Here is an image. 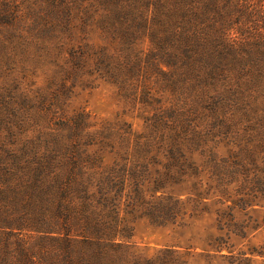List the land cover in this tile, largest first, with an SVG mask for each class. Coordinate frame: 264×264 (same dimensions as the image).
<instances>
[{
  "label": "trees",
  "instance_id": "16d2710c",
  "mask_svg": "<svg viewBox=\"0 0 264 264\" xmlns=\"http://www.w3.org/2000/svg\"><path fill=\"white\" fill-rule=\"evenodd\" d=\"M101 1L115 8L111 26L120 37L122 57L104 51L95 65L121 89L126 88L128 79L139 78L137 56H141L136 44L140 41L138 32L144 33L152 46L145 59L149 58L148 65L165 80L163 87L168 91L183 87L188 90L190 83L218 122L201 130L185 118L180 120V111L172 110L177 122L173 120L169 132L158 134L167 144L158 142L166 160L160 163L162 167L156 174L144 162L142 170L117 163L105 168L100 156L86 154L81 138H94L96 133L87 131L92 125L82 112L61 123L69 134L68 144L60 142L59 147L64 149L59 153L61 157L50 153L32 162L17 153L6 160L0 156V201L17 200L33 215L30 223L16 206L0 209V221L5 220L0 222V264H213L215 256L208 251L194 254L187 250L178 255L177 250L166 248L157 258L138 256L128 243L132 228L124 223L123 211L140 212L158 225L175 222L185 209V200L168 189L188 179H193L190 193L195 196H189V200L208 198L199 189L203 170L195 160L198 153L218 184L239 182L241 187L250 189L247 198H238L232 207L244 209L256 193L264 195V143L252 144L263 132L257 126L258 108L252 98L254 87L264 85V0ZM89 54L95 55L96 50L71 52L74 66L89 70ZM232 71L237 79L248 76L245 85L231 83ZM147 74H151L150 69ZM148 101L145 96L143 102ZM237 112L251 122L244 134H239L246 141L238 149L229 148L228 155H221L218 147L222 140L217 137L234 131L240 121ZM155 119L157 125L147 130L152 135L157 134L153 127L165 130L167 126L164 114L157 113ZM106 131L100 133L110 138L111 132ZM140 134L144 133L136 135L135 153L147 162L149 151L157 142H144ZM119 139L122 144L129 141L127 136ZM102 144H109L108 140H102ZM119 165L124 169H118ZM16 171L27 175L19 183ZM230 212L218 211L219 228L243 233L244 227ZM26 229L51 234L40 238L53 239L60 248L28 246L19 234ZM217 241L212 247L221 252L224 246L221 240ZM252 254L264 259L263 250H253Z\"/></svg>",
  "mask_w": 264,
  "mask_h": 264
},
{
  "label": "rangeland",
  "instance_id": "374dc122",
  "mask_svg": "<svg viewBox=\"0 0 264 264\" xmlns=\"http://www.w3.org/2000/svg\"><path fill=\"white\" fill-rule=\"evenodd\" d=\"M114 9L101 0H0V156L3 160L13 158L16 153L32 162L50 153L61 157L59 153L64 149L59 147L60 142L69 143V134L61 123L74 113L82 112L92 125L87 131L96 133L94 138H81L86 154L100 156L105 168L117 163L142 170L141 162H144L148 170L156 174L162 167L160 163L166 160L158 142L167 144L158 134L169 132L174 126L173 120L177 122L172 110L180 111L177 113L182 114L178 116L180 120L185 118L201 130L218 122L190 83L188 90L183 87L168 91L163 87L165 80L148 65L149 58L145 59V53L152 46L144 33L138 32L140 41L136 44L137 54L141 56H137L139 78L128 79L126 88L121 89L95 65L104 51L116 58L122 57L120 37L111 26ZM84 48L96 50L95 55L89 54V70L77 69L72 61L71 52ZM149 69L150 75L147 74ZM237 78L236 72H230L231 83L245 85L248 76ZM254 88L252 101L258 108L257 126L260 130L263 128L259 139L252 143L257 145L264 143V85L260 83ZM145 96L148 102H143ZM157 113L164 114L167 126L165 130L153 127L157 134L152 135L147 130L157 125ZM237 114L240 121L236 122L234 131L217 137L218 141L222 140L218 147L221 155H228L229 148L238 149L246 141L239 134L243 135L251 122L241 112ZM103 130H109L111 137H103L100 133ZM138 133H144L140 134L144 142H157L150 149L147 162L135 153ZM120 136L129 137V141L122 144ZM104 139L109 144L103 145ZM195 158L203 170L199 189L208 198L193 201L195 196L190 193L193 179H188L168 189L169 193L185 200V209L175 222L158 225L140 212L126 214L123 211L124 223L132 228L128 242L132 250L143 258H157L166 248L177 250L178 255L187 250L194 254L208 251L215 256L213 264H264L260 255L252 254L253 250L264 251V195L256 193L244 209L232 207L238 198H247L250 189L241 187L239 182L221 186L212 170L202 163L203 157L198 153ZM25 176L16 171L15 179L19 183ZM189 196L193 199L189 200ZM19 203L17 200L0 201V209L16 206L26 222L33 223L31 211ZM220 210L230 214L233 211L234 220L244 227L243 233L236 234L227 227L220 229L217 222ZM19 234L28 246L41 244L47 249L60 248L53 239L40 238L51 235L47 232L26 229ZM15 238L12 237L13 246ZM217 240L224 246L221 252L212 247ZM202 262L205 263L203 259Z\"/></svg>",
  "mask_w": 264,
  "mask_h": 264
}]
</instances>
